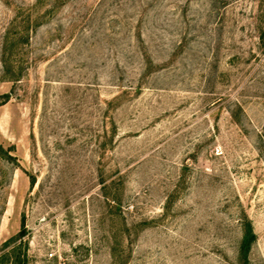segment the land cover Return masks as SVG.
<instances>
[{"label": "rangeland", "instance_id": "374dc122", "mask_svg": "<svg viewBox=\"0 0 264 264\" xmlns=\"http://www.w3.org/2000/svg\"><path fill=\"white\" fill-rule=\"evenodd\" d=\"M263 33L264 0H0V264H264Z\"/></svg>", "mask_w": 264, "mask_h": 264}, {"label": "trees", "instance_id": "16d2710c", "mask_svg": "<svg viewBox=\"0 0 264 264\" xmlns=\"http://www.w3.org/2000/svg\"><path fill=\"white\" fill-rule=\"evenodd\" d=\"M263 35H264V33H263ZM8 64H9V67L6 68V70L8 72H10V74H13V70H12V66L13 65H11V63H8ZM9 78H11V77H9ZM1 96H3L5 98L4 101H8L11 98V92H6V93H4ZM0 155H1V157H3L4 159H6L8 161H11L12 159L15 158V156L12 153H10L3 146L2 143H0ZM32 183H34V180H32ZM25 232H26L25 223L23 222V227H22V230L20 231V234L21 235H24ZM254 238H255V235H254L253 229L249 225V229L246 231V234H245V237L243 238L241 247H243V248H249L251 246V243H252V241H253ZM14 264H25V257H24V252L22 250V243L20 244V246L18 248V251L15 254Z\"/></svg>", "mask_w": 264, "mask_h": 264}]
</instances>
